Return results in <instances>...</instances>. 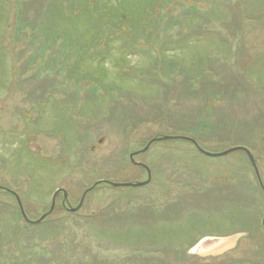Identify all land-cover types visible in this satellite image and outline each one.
Returning <instances> with one entry per match:
<instances>
[{
    "label": "rangeland",
    "instance_id": "374dc122",
    "mask_svg": "<svg viewBox=\"0 0 264 264\" xmlns=\"http://www.w3.org/2000/svg\"><path fill=\"white\" fill-rule=\"evenodd\" d=\"M101 1L0 0V264H264V0Z\"/></svg>",
    "mask_w": 264,
    "mask_h": 264
},
{
    "label": "water",
    "instance_id": "95a60500",
    "mask_svg": "<svg viewBox=\"0 0 264 264\" xmlns=\"http://www.w3.org/2000/svg\"><path fill=\"white\" fill-rule=\"evenodd\" d=\"M175 138H176V137H174V138H171V137H164V139H167V140H174ZM150 145H151V144H150ZM150 145H148V146L146 147V149H148ZM195 145H197V144L195 143ZM197 146H198V145H197ZM230 151H232V150H230ZM230 151L225 152V153H223V154H221V155L228 154ZM204 153H205V152H204ZM247 153H248L249 158H251V162H252L253 168H254L255 171H256V174H257L258 180H260L259 169H258L257 166H256L255 159H254V157L251 156V154H250L248 151H247ZM205 154H206V153H205ZM208 155H209V153H208ZM210 155H211V154H210ZM131 160H132L133 163L138 164V163H136L135 161H133V155L131 156ZM148 173H149V179H148L146 182L136 183V184H131V185H132V186H135V187H141L142 185H144V184H146V183H149V181L151 180V173H150V171H148ZM98 183H99V182H98ZM98 183H97V184H98ZM260 183H261V187H262L263 190H264V186H263L262 180H260ZM131 185H130V184H127V186H131ZM113 186L118 187L117 184H113ZM87 192H88V191H87ZM87 192H86V193H87ZM64 194H65L64 198L67 199V192L65 191ZM15 196H16L17 201L19 202L21 212H23V215H24V217H25V212H24V210H23V204H22V201H20V198H19L16 194H15ZM56 196H57V194L53 197V204H52V207H51V209H50V213L53 212V209H54V207H55V203H56L55 198H56ZM85 196H86V194H84V196L81 198L82 200H81L80 204H79L77 207H75V209H73L72 206L69 205V210H71V212H73V213H76V211H78V210L83 206V204H84V202H85V199H86ZM67 200H68V199H67ZM46 216H47V214L44 215V216H42V218H41V220H39V222L42 221L44 218H46ZM263 224H264V220H263Z\"/></svg>",
    "mask_w": 264,
    "mask_h": 264
},
{
    "label": "trees",
    "instance_id": "16d2710c",
    "mask_svg": "<svg viewBox=\"0 0 264 264\" xmlns=\"http://www.w3.org/2000/svg\"><path fill=\"white\" fill-rule=\"evenodd\" d=\"M94 2H93V4H95V5H99L100 3H103L101 0H93ZM100 9H101V7H100ZM121 20H125V21H129V18L127 17V15L126 14H123L122 16H121ZM118 30V29H117ZM103 31L104 30H102V34H103ZM101 34V35H102ZM106 38V37H105ZM82 40H84V39H82ZM98 40H100V41H102V40H104V38L102 37V38H100V39H98ZM82 44V43H81ZM87 45H90V44H86V43H83V47H82V50H81V55H80V57H81V59H86V54H87V51H86V46ZM98 53V52H97ZM99 54V53H98ZM98 59V61L96 62V63H99V65H101L102 67L100 68V66H98V69L97 70H95V74H97V75H101V73H107V71H105V68H104V63H102L103 61H101V59L100 58H97V55L95 54V55H92L91 57H89V59ZM104 68V69H103ZM101 79V78H100Z\"/></svg>",
    "mask_w": 264,
    "mask_h": 264
},
{
    "label": "flooded vegetation",
    "instance_id": "af4514ba",
    "mask_svg": "<svg viewBox=\"0 0 264 264\" xmlns=\"http://www.w3.org/2000/svg\"><path fill=\"white\" fill-rule=\"evenodd\" d=\"M0 190H1V188H0ZM60 193H61V189H59V190H57L56 192H55V194H58L57 196H59L60 195ZM69 205H71L70 204V202L66 199V201L64 200V202H63V206H65V208L68 210V208H69ZM73 207V206H72ZM262 224H263V222H262ZM264 225V224H263ZM242 233V231H240V230H234V232H232L229 236L230 237H234L235 235H238V234H241ZM243 233H245V234H241L240 235V237L238 238L239 240L242 238V237H244V236H246L247 238H250V236H248L249 234H247L248 232H243ZM230 237H226V238H230ZM231 239H233V238H231Z\"/></svg>",
    "mask_w": 264,
    "mask_h": 264
}]
</instances>
